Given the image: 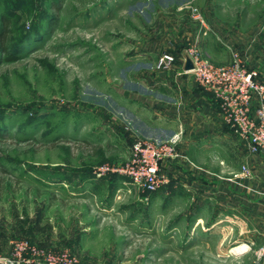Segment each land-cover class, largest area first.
Returning <instances> with one entry per match:
<instances>
[{
	"label": "rangeland",
	"instance_id": "obj_1",
	"mask_svg": "<svg viewBox=\"0 0 264 264\" xmlns=\"http://www.w3.org/2000/svg\"><path fill=\"white\" fill-rule=\"evenodd\" d=\"M5 16L17 58L0 46V257L264 263L259 241L232 251L263 236L255 215L211 227L227 209L197 183L175 173L148 191L98 170L130 161L139 138L171 136L143 120L171 96L156 84L165 51L179 66L192 46L217 65L238 51L264 83V0H0V30Z\"/></svg>",
	"mask_w": 264,
	"mask_h": 264
},
{
	"label": "crops",
	"instance_id": "obj_2",
	"mask_svg": "<svg viewBox=\"0 0 264 264\" xmlns=\"http://www.w3.org/2000/svg\"><path fill=\"white\" fill-rule=\"evenodd\" d=\"M181 63L170 71H162L156 84L171 96L161 93L169 100L153 101L143 120L169 135L183 130L180 149L189 161L180 159L165 166L181 180L197 183L202 196L208 194L210 199L226 206L225 213L219 214L221 219L210 226L222 220L244 225L255 215L263 236L242 244L259 241L264 246V157L249 153L246 141L223 120L219 101L212 92L206 91L193 74H179L184 66ZM176 91L178 97L174 96ZM245 164L251 169L249 177L240 173ZM198 221L203 222L200 218ZM258 261H264V256Z\"/></svg>",
	"mask_w": 264,
	"mask_h": 264
},
{
	"label": "built area",
	"instance_id": "obj_3",
	"mask_svg": "<svg viewBox=\"0 0 264 264\" xmlns=\"http://www.w3.org/2000/svg\"><path fill=\"white\" fill-rule=\"evenodd\" d=\"M243 54L233 51L231 64L217 65L204 58L197 46H192L184 52V66L179 74H193L206 91L212 92L219 101L223 120L246 141L249 153L264 157V83L260 81L258 71L249 67ZM176 61L174 52L165 51L157 65L162 71H170ZM182 138L181 129L166 139L139 138L134 143L130 161L120 167L102 165L98 170L100 173L120 172L136 185L156 191L170 182L172 174L165 163L188 160L180 149ZM240 173L251 176L250 166L243 165ZM0 264L29 263L0 257ZM47 264L60 263L50 261ZM65 264L78 263L71 259Z\"/></svg>",
	"mask_w": 264,
	"mask_h": 264
},
{
	"label": "trees",
	"instance_id": "obj_4",
	"mask_svg": "<svg viewBox=\"0 0 264 264\" xmlns=\"http://www.w3.org/2000/svg\"><path fill=\"white\" fill-rule=\"evenodd\" d=\"M1 21H3V27L0 30V46H1V50H3V52L5 53L6 59L9 61H12L14 59H16V55H13V53L10 51V49L7 47L6 43L8 41V35H7V27L9 26L10 20L8 19V17H2ZM28 35H24V37L22 38L21 42H23L26 40L27 41V37ZM26 38V39H25ZM20 42V43H21ZM176 55V54H175Z\"/></svg>",
	"mask_w": 264,
	"mask_h": 264
},
{
	"label": "bare ground",
	"instance_id": "obj_5",
	"mask_svg": "<svg viewBox=\"0 0 264 264\" xmlns=\"http://www.w3.org/2000/svg\"><path fill=\"white\" fill-rule=\"evenodd\" d=\"M245 247H247V244H240V245H238L236 247H233L232 251H241V250L245 249Z\"/></svg>",
	"mask_w": 264,
	"mask_h": 264
},
{
	"label": "water",
	"instance_id": "obj_6",
	"mask_svg": "<svg viewBox=\"0 0 264 264\" xmlns=\"http://www.w3.org/2000/svg\"><path fill=\"white\" fill-rule=\"evenodd\" d=\"M187 66H190V65H187Z\"/></svg>",
	"mask_w": 264,
	"mask_h": 264
}]
</instances>
